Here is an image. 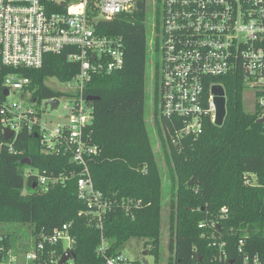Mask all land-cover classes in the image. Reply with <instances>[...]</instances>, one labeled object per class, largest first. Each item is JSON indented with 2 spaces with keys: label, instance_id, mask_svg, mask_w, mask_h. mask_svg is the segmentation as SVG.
I'll use <instances>...</instances> for the list:
<instances>
[{
  "label": "trees",
  "instance_id": "obj_1",
  "mask_svg": "<svg viewBox=\"0 0 264 264\" xmlns=\"http://www.w3.org/2000/svg\"><path fill=\"white\" fill-rule=\"evenodd\" d=\"M146 19L145 1L140 0L134 13L98 22L96 33L122 38L124 65L110 75L94 76L84 89L85 98L97 99L89 102L93 122L87 133L98 153L87 167L94 188L113 202L112 209L100 222L87 216V205L77 197L80 167L63 153H43L38 139L22 131L13 146L17 154L0 150V264L11 247L2 231V226L9 224L30 226L34 241L41 233L49 235L69 224L73 243L68 251L75 254L73 264H104L97 253L102 242L106 244V256H112L133 239L142 241L148 250L146 255L158 263L163 181L145 124V82L151 60ZM155 22L158 33V11ZM67 51L46 55L39 69L21 71L29 79L31 101L59 98L61 93L47 86L48 79L62 83L78 74L79 65L67 60ZM213 82L224 88L223 125L217 127L205 119L201 133L185 139L179 148L164 141L156 106L154 109L153 123L169 175L168 264H195L199 257L203 261L210 258L213 251L208 248L207 230L198 225L212 220L218 222V230L228 244L245 239L251 255L264 256V124L256 122L255 113L243 110L241 73ZM157 87L155 80V105ZM25 158L40 174L66 179L33 188L35 178H30L28 191L23 194V169L28 166L20 162ZM72 174L74 177H70ZM246 175L253 177V185L245 183ZM127 200L137 202L138 207L126 212L120 204ZM55 249L58 256L65 251L61 244ZM29 264H41V258Z\"/></svg>",
  "mask_w": 264,
  "mask_h": 264
},
{
  "label": "built area",
  "instance_id": "obj_2",
  "mask_svg": "<svg viewBox=\"0 0 264 264\" xmlns=\"http://www.w3.org/2000/svg\"><path fill=\"white\" fill-rule=\"evenodd\" d=\"M139 1L0 0V150L17 154L14 143L25 131L37 135L43 153L68 155L80 167L77 197L87 205L86 215L99 222L112 209L113 202L94 188L87 167L98 147L87 133L93 122V108L84 97V89L94 76L110 75L124 65L122 38L100 35L96 25L134 13ZM144 1L146 8L152 3V15L146 20L152 28L148 45L151 55L157 53L159 59L153 63L152 57L149 64L152 79L158 83L157 115L167 145L179 148L185 139L201 133L205 119L213 123L215 103L211 89L223 88L213 80L236 72L242 75L243 91L252 93L257 119H264V0ZM63 50H68L69 62L79 65V72L60 83L65 90L54 98L58 100L57 109L61 98L71 99L72 106L65 107L68 116L64 123L49 127L41 120V110H33L28 104L44 106L47 100H30L29 79L21 71L39 69L46 55ZM14 92L19 97L16 103L8 100ZM5 130L11 133L8 139L4 138ZM28 168L24 170L23 194L28 191L30 178H35L33 184L41 188L66 179ZM244 178L247 185L254 184L252 176ZM138 205L131 200L120 204L126 212ZM68 228L69 224H65L49 235L41 233L23 262L9 256L2 264H29L40 258L41 264H58L62 255H57L55 247L61 244L64 252H70L73 243ZM198 228L207 230L208 248L213 253L204 261L199 257L195 264H264V256L247 251L245 239L232 245L223 240L215 220L201 222ZM106 251L102 242L97 253L104 258V264H143L141 259L129 260L121 252L106 256ZM64 264H73V260Z\"/></svg>",
  "mask_w": 264,
  "mask_h": 264
},
{
  "label": "rangeland",
  "instance_id": "obj_3",
  "mask_svg": "<svg viewBox=\"0 0 264 264\" xmlns=\"http://www.w3.org/2000/svg\"><path fill=\"white\" fill-rule=\"evenodd\" d=\"M152 15V3L149 2L147 7V21ZM147 31H148V40H150V33L152 34V28L150 26V22H147ZM149 58L152 56L149 52ZM159 59L158 55H154L152 58V62L156 63ZM145 124L148 132L149 142L151 146V150L157 162V165L160 170V175L163 181V190H162V211H161V237H160V256L157 264H167V259L169 257L168 243H169V230H168V215H169V201H170V193H169V175L167 173L166 162L164 159V154L162 152L161 141L158 136L157 129L154 125V109L155 98H154V80L152 79V65L148 63L147 65V76L145 82ZM47 86L55 91H63L65 90L64 86L57 82L55 79H48ZM10 102H18V92H14L8 99ZM242 102H243V110L247 114H254V98L250 90L246 89L242 94ZM29 106L33 110H41V120L44 121L49 127H54L58 124L64 123L66 117L68 116V112L65 107L70 108L72 106V100L69 98H61L59 100V107L57 110H50L49 108L45 109L43 104L34 106L31 102L28 103ZM28 167H24L23 170H28ZM253 181V177H252ZM222 210V209H221ZM2 231L8 235L10 245L9 251L7 253V258L9 256H14L21 263L23 262L24 255L31 251L34 246V238L31 235L32 228L28 225H20V224H9L3 225ZM148 250L144 248V243L140 240H130L126 244H124L120 252L124 257L129 260L142 259V252ZM145 260L148 264H154V259L150 255L145 256Z\"/></svg>",
  "mask_w": 264,
  "mask_h": 264
},
{
  "label": "water",
  "instance_id": "obj_4",
  "mask_svg": "<svg viewBox=\"0 0 264 264\" xmlns=\"http://www.w3.org/2000/svg\"><path fill=\"white\" fill-rule=\"evenodd\" d=\"M7 93H5L6 95ZM211 94L214 96V103H215V115H214V121L213 124L217 127H221L223 125L225 115H226V108H225V93L221 86H213L211 89ZM97 100L94 97H87V102H93ZM49 106L50 110H56L58 106V100L57 99H49L45 101L44 107ZM258 124H264V119H257L256 121ZM11 136V133L8 130H5L4 132V138L8 139ZM34 137L36 138L37 135L35 134ZM21 165L30 166L31 162L28 158L23 159L20 162ZM192 183L190 182L189 185ZM33 188H35V185H33ZM142 259L141 262L143 264H147V261L145 260L146 251L142 252ZM75 254L72 252H64L58 262V264H64L67 261L74 260ZM200 258H198L199 262Z\"/></svg>",
  "mask_w": 264,
  "mask_h": 264
}]
</instances>
